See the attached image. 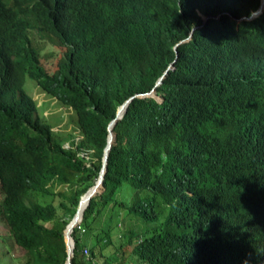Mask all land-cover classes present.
<instances>
[{"label":"trees","instance_id":"obj_1","mask_svg":"<svg viewBox=\"0 0 264 264\" xmlns=\"http://www.w3.org/2000/svg\"><path fill=\"white\" fill-rule=\"evenodd\" d=\"M258 5L0 0V219L22 264H264L244 235L249 210L264 218V14L241 19ZM35 38L63 48L53 71ZM25 76L70 110L76 139L37 113ZM107 129L101 184L79 201Z\"/></svg>","mask_w":264,"mask_h":264},{"label":"rangeland","instance_id":"obj_2","mask_svg":"<svg viewBox=\"0 0 264 264\" xmlns=\"http://www.w3.org/2000/svg\"><path fill=\"white\" fill-rule=\"evenodd\" d=\"M36 44L40 48L39 61L46 72L53 71L56 68V62L61 56L62 47L50 45L47 42L37 40ZM23 88L25 92L31 96L37 108V113L46 118L52 125L51 129L56 131L57 136H72L74 139L78 137V130L74 127L73 119L69 109L64 108L58 102L39 89L34 81L29 77H24ZM75 134V135H74ZM40 201H48L47 197L39 196ZM56 204L57 198H52ZM59 212L61 209L58 210ZM126 251L129 252L131 246L127 245ZM24 251L19 249L13 243L11 236L7 232L4 221L0 219V264H22Z\"/></svg>","mask_w":264,"mask_h":264},{"label":"clouds","instance_id":"obj_3","mask_svg":"<svg viewBox=\"0 0 264 264\" xmlns=\"http://www.w3.org/2000/svg\"><path fill=\"white\" fill-rule=\"evenodd\" d=\"M259 3H260V0H259ZM252 12L249 13L247 17H242L241 19L243 21H250L251 19L257 18L256 17L257 15L264 14V10L258 11L257 15L255 16H253ZM260 48L264 51V46ZM69 140L70 139H67V138L62 140L61 147L64 148L63 147L64 144H67L69 147L70 146ZM78 157L82 160V162H84L85 164H88V162L86 161L84 157H81L79 155ZM251 182H252V172L250 169L244 166H241L239 164L237 165L236 168L232 169L231 175H230V184H231V189L233 192L239 195H242V196L248 194L251 189ZM80 198L81 196L79 197V199ZM244 235H245V240L248 243L261 246V248L264 250V218L254 219L251 211L249 210V213L247 214L244 220ZM242 259L244 260L245 258H242Z\"/></svg>","mask_w":264,"mask_h":264},{"label":"water","instance_id":"obj_4","mask_svg":"<svg viewBox=\"0 0 264 264\" xmlns=\"http://www.w3.org/2000/svg\"><path fill=\"white\" fill-rule=\"evenodd\" d=\"M263 8H264V0H260L259 6L257 7V9L255 11L252 12L253 16L257 15V12L260 10H263ZM160 79L161 78L159 77L158 80L155 82V84H157ZM128 101H129V98L127 100H125L119 107L116 108L115 118H118L120 116L122 109L125 107V105L127 104ZM111 124H112V122H109L107 127L109 128ZM111 134L112 133H111L110 129H107V139H106L105 146L103 148V154H102V158H101V167L99 169L97 179H96L95 183L93 184V186L86 192V194L81 196L79 201H83V200H86L87 198H89V196L101 184L102 174L105 171L107 151L110 147ZM78 207L76 208L75 213L73 214L71 220L69 221L68 225L66 226V228L64 230V243H65V248H66L67 254L70 253V247H69V241L70 240L68 237V231L71 228V226H73V224L75 222H77V220L79 219V215L77 213ZM67 264H69L68 259H67Z\"/></svg>","mask_w":264,"mask_h":264},{"label":"built area","instance_id":"obj_5","mask_svg":"<svg viewBox=\"0 0 264 264\" xmlns=\"http://www.w3.org/2000/svg\"><path fill=\"white\" fill-rule=\"evenodd\" d=\"M63 147L64 148H67L68 145L67 144H64ZM78 155L81 156V157H83V153L81 151H79V154ZM84 158L86 159V157H84Z\"/></svg>","mask_w":264,"mask_h":264}]
</instances>
